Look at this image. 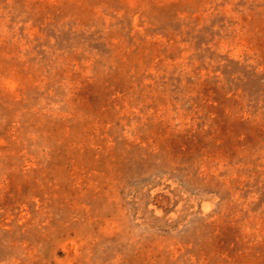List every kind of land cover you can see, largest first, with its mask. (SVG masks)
I'll use <instances>...</instances> for the list:
<instances>
[{"label":"rangeland","instance_id":"rangeland-1","mask_svg":"<svg viewBox=\"0 0 264 264\" xmlns=\"http://www.w3.org/2000/svg\"><path fill=\"white\" fill-rule=\"evenodd\" d=\"M0 264H264V0H0Z\"/></svg>","mask_w":264,"mask_h":264}]
</instances>
